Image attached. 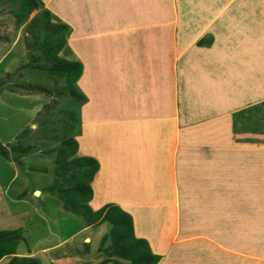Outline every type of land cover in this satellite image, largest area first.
Returning a JSON list of instances; mask_svg holds the SVG:
<instances>
[{"label": "rangeland", "instance_id": "1", "mask_svg": "<svg viewBox=\"0 0 264 264\" xmlns=\"http://www.w3.org/2000/svg\"><path fill=\"white\" fill-rule=\"evenodd\" d=\"M173 2L178 18L167 26V41L176 46L167 49L172 65L166 73L175 91L177 128L223 117L233 128L228 143L178 139L168 151L177 206L169 260L264 264V0ZM18 8L0 4V141L32 150L21 164L0 156V231H22L20 250L34 251L41 264H99L108 245L102 237L111 225L88 227L47 191L57 148L67 133L79 141L83 105L33 59L27 25L40 10L18 27ZM69 36L60 53L67 59L76 48ZM205 36L213 37L211 46H197ZM143 212L151 218L147 229L168 238L174 225H157L156 210Z\"/></svg>", "mask_w": 264, "mask_h": 264}, {"label": "crops", "instance_id": "2", "mask_svg": "<svg viewBox=\"0 0 264 264\" xmlns=\"http://www.w3.org/2000/svg\"><path fill=\"white\" fill-rule=\"evenodd\" d=\"M43 1L53 21L71 28L68 44L76 48L71 47L75 57L70 60L83 65L77 86L88 100L80 112L78 154L100 162L92 182V210L120 205L133 216L136 236L163 256L158 264H174L168 250L177 232V206L168 151L178 139L221 144L232 136L227 117L177 128L175 91L166 73L172 65L167 49L176 46L167 41V26L176 25V6L173 0ZM120 110L125 114L112 115ZM144 210L157 211V225H174L168 238L161 236L167 242L161 249H154L148 234L137 233V217L149 226ZM17 255L37 258L34 251L25 254L19 247ZM5 260L8 264L10 257L0 264Z\"/></svg>", "mask_w": 264, "mask_h": 264}, {"label": "trees", "instance_id": "3", "mask_svg": "<svg viewBox=\"0 0 264 264\" xmlns=\"http://www.w3.org/2000/svg\"><path fill=\"white\" fill-rule=\"evenodd\" d=\"M1 3H18L16 24L19 27L35 11L40 10L27 25L34 43L33 59L42 61L39 65L50 76L63 80L69 88L70 95L77 97L80 105L87 97L75 91L74 86L83 72V65L60 55L67 45L71 31L68 24L53 21L51 11L44 7L42 0H0ZM213 37L205 36L197 41L199 47H210ZM233 128V126H232ZM226 136L227 133H225ZM228 140V139H227ZM226 141V140H225ZM228 143V141H227ZM32 150V146L15 143L10 147L0 141V156L14 158L22 163ZM79 144L75 134L67 133L55 155L54 179L47 191L63 202V208L80 215L89 226H99L105 222L111 225L108 234L102 237L105 258L99 264H158L162 256L153 252L149 241L136 236L133 216L120 205L109 203L102 208L92 210V182L100 170V162L93 156H78ZM22 231H0V261L10 257L8 264H41L35 257L18 256V247L23 242Z\"/></svg>", "mask_w": 264, "mask_h": 264}, {"label": "bare ground", "instance_id": "4", "mask_svg": "<svg viewBox=\"0 0 264 264\" xmlns=\"http://www.w3.org/2000/svg\"><path fill=\"white\" fill-rule=\"evenodd\" d=\"M250 150V149H249ZM233 151V150H232ZM248 151V150H246ZM244 151V152H246ZM263 151V150H262ZM241 152V151H240ZM239 152V153H240ZM242 152V153H244ZM248 152H251V151H248ZM254 152V150H253ZM258 152V150H257ZM261 152V151H260ZM237 153V152H236ZM241 154V153H240ZM257 154V153H256ZM260 154V153H259ZM239 156V155H238ZM247 156V155H246ZM258 159V158H257ZM262 160V159H261ZM136 230H137V233L138 234H141V233H146L148 234L150 240H151V243H152V246L154 247V249H161L163 244H166L167 242L164 241V239L161 238V236H158L156 234V229L152 231V233L150 231H148L147 229V226H145V224L143 223V221L137 217L136 219Z\"/></svg>", "mask_w": 264, "mask_h": 264}]
</instances>
